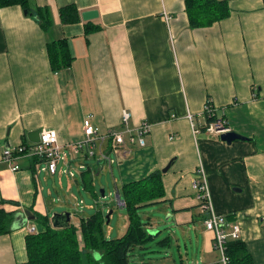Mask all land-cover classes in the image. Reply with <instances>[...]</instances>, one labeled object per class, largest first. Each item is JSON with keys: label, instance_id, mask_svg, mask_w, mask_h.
Instances as JSON below:
<instances>
[{"label": "crops", "instance_id": "obj_1", "mask_svg": "<svg viewBox=\"0 0 264 264\" xmlns=\"http://www.w3.org/2000/svg\"><path fill=\"white\" fill-rule=\"evenodd\" d=\"M31 5L48 9V31L21 6L0 8V209L17 215L12 232L0 235V264L28 261L27 237L40 226L25 211L51 222L55 202L41 183L42 167L22 158L15 162L20 169L12 171L3 150L33 144L29 135L42 130H55L63 146L76 144L84 140L83 122L90 116L101 131H121L124 112L131 116L129 128L147 122L151 133L144 147L130 144L126 135L125 157L120 150L106 151L116 156L120 188L161 173L165 196L158 204L176 231L197 235L200 258L193 264H219L193 188L202 167L214 212L227 217L229 231L234 224L241 227L239 241L251 255L243 264H264V0H229L227 19L198 29L189 24L184 0H31ZM68 5L80 11L79 22H61L60 9ZM88 11L99 16L85 21ZM87 22L99 30L87 33ZM58 40L68 42L73 62L54 73L48 44ZM208 99L217 118L244 140L228 144L204 132ZM75 183L76 178L68 183L67 193ZM70 214L84 247L78 218ZM112 232L109 228L108 237Z\"/></svg>", "mask_w": 264, "mask_h": 264}, {"label": "trees", "instance_id": "obj_2", "mask_svg": "<svg viewBox=\"0 0 264 264\" xmlns=\"http://www.w3.org/2000/svg\"><path fill=\"white\" fill-rule=\"evenodd\" d=\"M186 13L191 28H207L227 19L231 15L229 0H184ZM21 6L28 15L48 31L51 26V15L45 7H32L31 0H0V8ZM60 19L65 25L77 23L80 20V11L75 5H68L60 9ZM86 23V32L99 30L98 26ZM48 53L52 71L58 73L68 69L73 56L66 40H58L48 44ZM215 109L212 101L206 103ZM207 126L215 122L217 116L211 117L204 112ZM123 127V125H122ZM199 130V129H198ZM197 130V131H198ZM200 131V130H199ZM91 170L82 173L80 185L90 195L96 196ZM124 201V209L128 212L129 228L125 236L110 240L104 232L105 217L98 210L94 214L79 218L80 230L84 237V247H80L77 228L71 225L68 229H54L50 217L43 218L40 214L30 211L36 217L40 230L27 237L28 261L24 264H131L132 252L142 247L152 239L147 231L146 224L139 215V210L152 204H158L165 196L162 175L159 172L140 180L131 181L118 190ZM16 213L0 209V235L12 232L16 223ZM101 254L96 260L95 255ZM228 255L231 264H243L251 261V255L240 241L228 245Z\"/></svg>", "mask_w": 264, "mask_h": 264}, {"label": "rangeland", "instance_id": "obj_3", "mask_svg": "<svg viewBox=\"0 0 264 264\" xmlns=\"http://www.w3.org/2000/svg\"><path fill=\"white\" fill-rule=\"evenodd\" d=\"M110 158L117 161L115 155L111 154ZM97 161L98 159L93 157L75 159L71 169L79 185L75 183L71 192L67 193V186L73 179L67 175L63 176L60 182L58 175L49 176L47 173L41 172L40 180L46 189L52 191L55 200L52 205V214L68 211L79 219L100 210L105 217V235L108 237V229L111 228L113 232L108 239L115 240L125 236L129 228L128 212L120 204V202H124L117 199V190L121 188L115 180H121V175L117 164L112 166L109 161L102 160L98 168ZM80 164L85 165L87 169L80 170ZM59 167L61 168L62 165ZM89 168L92 172L90 177L93 180L96 196L87 193L80 185L82 173L87 172ZM102 189H104V197L101 193ZM59 197L62 200L57 201ZM164 209L162 204H152L139 210V215L145 222L152 239L143 248L137 247L133 250L131 264H193L199 260L197 235L191 233L192 237H190L191 235L181 232L180 229L176 231L172 219H168ZM110 213L112 214L108 221L107 217ZM95 257L96 260H100L101 254L97 253Z\"/></svg>", "mask_w": 264, "mask_h": 264}, {"label": "built area", "instance_id": "obj_4", "mask_svg": "<svg viewBox=\"0 0 264 264\" xmlns=\"http://www.w3.org/2000/svg\"><path fill=\"white\" fill-rule=\"evenodd\" d=\"M165 16L167 21L171 20L170 16ZM204 112L210 114L211 117L215 116V109H211L207 104L204 107ZM130 118V114L124 112L122 119L123 129L121 131L114 129L101 131L93 125L91 116L87 117L83 122L84 140L64 146L60 144L59 135L55 130H42L40 140L37 143L21 145L15 148L6 147L3 150V160L12 165V171H18L20 166L15 162L22 158H30L35 161L36 167H42L40 172L47 173L50 176L58 175L60 182L65 175L75 179L71 166L72 162L78 157H93L98 159L99 163L101 160H107L110 165H113L115 160L107 156L106 151L110 150L112 153L113 150H120L122 157H125L128 153L126 135H128L130 144L139 145L140 147L146 145L145 138L151 133V125L143 122L138 127L131 129L128 127ZM190 119L192 120L191 116ZM228 132L231 131L226 120L222 118L208 125L206 129V133L210 135H222ZM170 139L172 140L174 137ZM74 156L75 158L73 159ZM60 165H62L61 168L59 167ZM79 169L86 170L87 168L85 165L80 164ZM193 188L197 193V198L205 215L204 226L207 231L213 234V249L219 254V264H231V259L228 255V245L231 242L240 240L241 227L239 224H234L229 231L227 217L214 212L205 171L202 167L197 171V179L193 183ZM30 232H36V228L32 227Z\"/></svg>", "mask_w": 264, "mask_h": 264}, {"label": "water", "instance_id": "obj_5", "mask_svg": "<svg viewBox=\"0 0 264 264\" xmlns=\"http://www.w3.org/2000/svg\"><path fill=\"white\" fill-rule=\"evenodd\" d=\"M98 16H99V13L97 11H88V12H84L82 14V18L85 21H90V20L96 19ZM40 133H41V131H37V132L31 133L29 135V137H30L31 141H33V143L39 142ZM221 139L223 141L227 142L228 144H230L236 140H244V138L242 136H240L234 132H228V133L222 134ZM172 164H173V160L168 164V166L165 169H163V173H167L170 170ZM101 193H102V196L104 197V195H105L104 189H102ZM117 199H120L119 193L117 194ZM122 204L124 205V203H122ZM111 214L112 213H110L107 217L108 221L110 220ZM25 216L27 217L28 221H34L36 219V217L33 216L29 210L25 211ZM70 222H71V214L69 212L55 213V214H53V217L51 218L52 226L55 229H68L71 227Z\"/></svg>", "mask_w": 264, "mask_h": 264}]
</instances>
